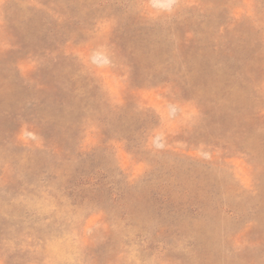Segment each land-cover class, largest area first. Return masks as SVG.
Here are the masks:
<instances>
[{"label": "rangeland", "instance_id": "obj_1", "mask_svg": "<svg viewBox=\"0 0 264 264\" xmlns=\"http://www.w3.org/2000/svg\"><path fill=\"white\" fill-rule=\"evenodd\" d=\"M0 264H264V0H0Z\"/></svg>", "mask_w": 264, "mask_h": 264}]
</instances>
